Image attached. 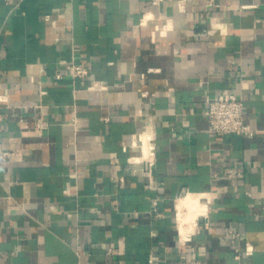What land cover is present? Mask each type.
Listing matches in <instances>:
<instances>
[{
  "label": "crops",
  "instance_id": "1",
  "mask_svg": "<svg viewBox=\"0 0 264 264\" xmlns=\"http://www.w3.org/2000/svg\"><path fill=\"white\" fill-rule=\"evenodd\" d=\"M262 21L264 0H0V264H264ZM71 60L90 77L57 80ZM224 94L252 137L208 131ZM144 125L154 189L122 149ZM198 197L180 247L175 204L194 218Z\"/></svg>",
  "mask_w": 264,
  "mask_h": 264
},
{
  "label": "built area",
  "instance_id": "2",
  "mask_svg": "<svg viewBox=\"0 0 264 264\" xmlns=\"http://www.w3.org/2000/svg\"><path fill=\"white\" fill-rule=\"evenodd\" d=\"M213 1V0H210ZM158 2V0H154ZM262 34H264V21L261 22ZM64 73H56L55 78L60 80L62 77L70 79L72 82L77 80H85L90 77L91 71V62L89 61H74L61 63ZM88 91H102L106 90L105 87L101 85L98 81H92L91 85L87 88ZM40 97L44 96L46 92L38 87ZM75 92V91H74ZM0 101H3V98L0 96ZM205 117L208 124V131L213 134L221 135H238L243 137H252L254 131L252 128L244 122L243 118V104L237 98L235 94H224L219 96L213 101L207 103L205 109ZM106 120V119H104ZM1 121V117H0ZM75 125V120L73 122ZM48 122L44 121L41 118H36L34 122V127L36 130L44 131L48 129ZM146 137L144 141L142 136ZM154 134L149 129L147 125H144L140 132L133 136L131 139L130 146H123L122 149L124 152H127L129 148H136L139 150L138 155L129 156L126 159V163L133 168L134 174L137 173L141 166L145 165L148 174H149V188L154 189V183L151 179V170L155 164V146ZM146 145V146H144ZM110 160L112 162L116 161V155L111 154ZM121 185L124 184L123 177L117 179ZM247 196H250L249 193H246ZM206 199V198H205ZM200 197H198V205H202L203 209L198 210L194 218H189V213L187 211L182 213V216L185 218V221H180L178 212L176 210L175 204V229L177 233V243L180 247H185L192 241V237L198 232V219L207 218V209L206 205L209 202V199L203 202ZM158 198H153L151 201L152 215L156 218L161 216L158 211ZM188 213V214H187ZM188 219V220H187ZM231 241L238 238V235L232 231L227 232L226 235ZM246 254H250L251 250L246 248ZM234 259L240 263V257L236 251ZM180 264H204V262L198 259H188L185 255H180L178 257ZM145 264H159L152 257H148Z\"/></svg>",
  "mask_w": 264,
  "mask_h": 264
},
{
  "label": "bare ground",
  "instance_id": "3",
  "mask_svg": "<svg viewBox=\"0 0 264 264\" xmlns=\"http://www.w3.org/2000/svg\"><path fill=\"white\" fill-rule=\"evenodd\" d=\"M142 139L145 141L146 140V137H144V135L142 136ZM144 146H146V145H144ZM183 200V199H182ZM193 200V199H192ZM189 205H191L190 203H189ZM199 207H202V205H200ZM193 209H195V208H193ZM201 209H203V207L201 208ZM191 211V210H190ZM180 213H182V212H180ZM195 213V212H194ZM193 214V213H192ZM196 214V213H195ZM180 218H181V220L180 221H185V218L181 215L180 216ZM190 218V217H189Z\"/></svg>",
  "mask_w": 264,
  "mask_h": 264
}]
</instances>
